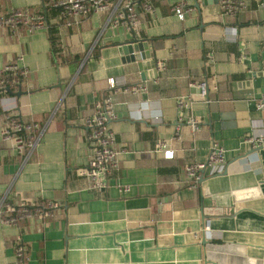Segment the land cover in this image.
I'll return each instance as SVG.
<instances>
[{"label":"crops","instance_id":"0c3cea01","mask_svg":"<svg viewBox=\"0 0 264 264\" xmlns=\"http://www.w3.org/2000/svg\"><path fill=\"white\" fill-rule=\"evenodd\" d=\"M109 1L107 12L75 21L60 18L50 0H0V15H44L61 52L57 60L48 30L0 28V69L16 63L28 72L26 93L1 94L0 111L43 129L26 162L0 139V199L20 209L58 206L50 217L33 213L11 226L0 210V264H17L18 246L29 264H264V110H256L264 94V0H245L232 17L222 14L220 0H193L184 20L172 12L175 0H148L151 12L142 0ZM127 2L138 26L114 27ZM134 37L143 42L137 54L149 55L143 64L164 65L157 83L135 95L122 89L153 73L152 65L122 61L120 45ZM73 56L80 62L66 60ZM201 81L207 102L191 86ZM111 93L119 170L100 195L77 170L90 155L85 120ZM180 98L190 106L183 116L201 125L192 133L180 124V139L172 140ZM248 136H261L262 146L252 148ZM162 140L170 159L155 151ZM212 141L225 149V169L206 170L190 189L184 167L205 161Z\"/></svg>","mask_w":264,"mask_h":264},{"label":"built area","instance_id":"2783aa9c","mask_svg":"<svg viewBox=\"0 0 264 264\" xmlns=\"http://www.w3.org/2000/svg\"><path fill=\"white\" fill-rule=\"evenodd\" d=\"M51 8L58 11L60 18L79 20L91 14H100L107 12L110 7L109 0H50ZM221 12L224 16L232 17L243 11L246 7L245 0H220ZM141 9L144 12H151V5L148 0H142ZM194 10L193 0H175L172 6V12L179 20L191 14ZM139 23V14L135 5L127 2L121 11L116 15L113 26L123 24L127 28L137 27ZM49 22L42 14L31 13L27 9H13L0 15V28L9 29L11 32H18L24 29L28 32L36 30H48ZM244 57L240 56V60ZM213 62L211 53L206 55L205 64L210 65ZM164 68L163 63H157V72ZM27 69L18 66L16 63H10L0 69V85L10 84L16 86L20 80L27 77ZM109 86L114 89L115 83L109 80ZM148 83L156 84L157 79L152 78L149 82L125 87L122 89L125 93L138 94L147 90ZM195 87L200 97L207 102V83L201 81L191 84ZM114 94L111 93L93 104L92 114L86 118V142L89 148V160L86 167L77 170L80 177L85 178L89 183V189L98 194H103L108 188L109 180L119 170V150L116 148V137L111 127L117 116L113 108ZM190 108L189 102H184L182 98L177 100V124L174 130L172 140L180 139L181 125H186L190 132L195 133L200 129L201 122L194 116L184 117L182 110ZM256 110H264V94L256 103ZM43 129L37 122L21 121L20 119L9 116L4 117V123L0 129V139L4 143H9L12 149L26 162L40 141ZM245 143L252 148L262 146L263 138L261 136H248ZM156 152H161L165 159L173 157V151L169 149L168 142L158 141ZM226 166L225 149L218 142L212 141L208 150V156L205 161H191L184 167V173L189 181L188 187L196 189L199 181L206 170L213 174H220ZM120 193L129 192L127 186L119 187ZM57 204H47L44 209L39 208H13L5 203V198L0 199V210L3 213L1 222L6 225H16L23 216H29L38 213L43 217H50L53 211L57 209ZM209 222H205L203 231L208 230ZM17 264H29L24 249L18 246L15 249Z\"/></svg>","mask_w":264,"mask_h":264},{"label":"water","instance_id":"95a60500","mask_svg":"<svg viewBox=\"0 0 264 264\" xmlns=\"http://www.w3.org/2000/svg\"><path fill=\"white\" fill-rule=\"evenodd\" d=\"M142 43L140 40L136 39L135 37L131 40H128L124 43H122L120 45V53H121V56L124 57V59L122 61H126V62H140V64H138V68H143L144 69V66H150L152 65V73L153 75L151 76L152 78H155L157 76V69H156V66H155V63L154 62H150L149 64L147 63H144L143 64V59L146 58V59H149V55L148 56H139V52H141L143 49H142ZM151 73V74H152ZM5 92L8 93V95L10 96H13V97H20L22 95H24L26 92H23L21 90V86L18 87V90L17 92L13 93L9 90V88H6L5 89ZM204 236V234H203ZM203 243H205V240H204V237L202 239Z\"/></svg>","mask_w":264,"mask_h":264},{"label":"trees","instance_id":"16d2710c","mask_svg":"<svg viewBox=\"0 0 264 264\" xmlns=\"http://www.w3.org/2000/svg\"><path fill=\"white\" fill-rule=\"evenodd\" d=\"M55 28H56V26H52V25H50L49 28H48V32H49V34H50V36H51V43H52V52H53V56L56 57L57 60H58V59L60 60V58H61V57H60L61 52H60L59 48L56 47L57 36H56V29H55ZM66 58H67V57H66ZM66 60L69 61V62H70V61H73V62H76V63H79V62H80V59H78L77 56H75V57H74V56H73V57H68ZM25 80H26V78L21 79L20 82H19V84L16 85V86H12V85H10V84H5L4 86H1V85H0V95H1V94H3V95H8V93L5 92V89H6V88H9V90H10L11 92H13V93L17 92L19 86H21V89L23 88V84H24ZM4 115H5V113H3V112L0 111V116H4ZM20 120H21V121H24V120H22V119H20ZM26 121H27V122H31V121H33V120H26ZM44 208H45V204L41 205L40 208H39V210H42V209H44Z\"/></svg>","mask_w":264,"mask_h":264}]
</instances>
